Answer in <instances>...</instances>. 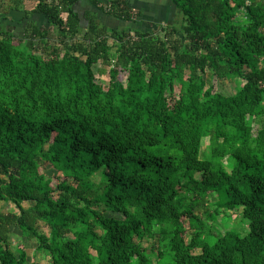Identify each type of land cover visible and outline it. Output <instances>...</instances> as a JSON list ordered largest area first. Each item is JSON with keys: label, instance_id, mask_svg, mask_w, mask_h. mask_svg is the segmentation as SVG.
<instances>
[{"label": "trees", "instance_id": "16d2710c", "mask_svg": "<svg viewBox=\"0 0 264 264\" xmlns=\"http://www.w3.org/2000/svg\"><path fill=\"white\" fill-rule=\"evenodd\" d=\"M78 1L37 0L22 35L0 22V264L28 262L12 227L46 264H264V0H171L178 28L156 32L124 0L92 4L125 28L84 26ZM238 209L245 234L212 229Z\"/></svg>", "mask_w": 264, "mask_h": 264}, {"label": "rangeland", "instance_id": "374dc122", "mask_svg": "<svg viewBox=\"0 0 264 264\" xmlns=\"http://www.w3.org/2000/svg\"><path fill=\"white\" fill-rule=\"evenodd\" d=\"M176 21H178V18H175ZM39 24L43 23V20L39 17L38 21ZM236 23L238 25H244L247 23V17H246V13L244 10L239 11L236 14ZM123 27H120V29H122ZM55 34L53 32L49 33V38L47 40L48 44H55ZM115 46L112 48L111 52L115 51ZM99 69H104L106 71V73L104 75H98V71ZM108 70L109 67L105 64H102L101 62H99L98 64L93 66V72L95 74V80L97 83L100 84H107L108 82ZM244 82L238 79H234V80H223V81H219L216 79L212 80V84L214 86V91L219 92L225 96H229V95H233L236 91V89L238 87H240ZM252 125V123H251ZM258 127L254 126L252 133L253 136L255 135L256 129ZM208 145V140L207 139H203L201 142V152H204L206 150V147ZM223 166L224 169L226 171L230 170L231 167V162L228 161L226 158L224 159L223 162ZM41 172H44L46 174V176H52L54 174V172L48 168H42L40 169ZM196 178H199V175H195ZM93 178L97 181L99 179V175L98 173H96V175L93 176ZM62 179H58V181H53V185H55L57 182H60ZM71 180H68V182H70ZM208 201L210 203L215 201V196L214 194H209L208 195ZM24 207L27 206V204H23ZM12 211H16L15 206L10 203V202H0V213H8V212H12ZM207 212L211 213L213 211V207L211 205H208V207H206ZM195 212L203 217L204 214V209L198 208L195 210ZM240 212L241 209H238L237 211H227L225 214H219L217 216V218H215V220L210 221V226L212 227V229L216 232H219L221 234H223L224 232L228 231V230H233V231H237L240 234H245L247 232V223L242 220L240 218ZM107 215H112L111 213L107 212ZM114 216V215H113ZM119 215H116V217H118ZM40 230L43 233H47L48 230L46 227H44L42 224H40ZM11 233H10V238H9V243L11 245V248L13 249L14 247H16L17 244H22L25 247L26 253H27V257H28V262L27 264H46L49 262V257L42 251H39L36 249L37 247V242L35 240H26L20 233V231L15 228L12 227L10 229ZM154 241L149 239V238H145L141 241V245L145 248H147V251L150 252L151 247L153 246ZM195 253H198V251H195Z\"/></svg>", "mask_w": 264, "mask_h": 264}, {"label": "crops", "instance_id": "0c3cea01", "mask_svg": "<svg viewBox=\"0 0 264 264\" xmlns=\"http://www.w3.org/2000/svg\"><path fill=\"white\" fill-rule=\"evenodd\" d=\"M11 1L12 0H0V22L6 24L8 28L11 27L12 32L22 35L23 28L27 22L25 17L26 12L31 11L35 7L37 0H18L20 1L18 8H13ZM92 1H97L101 4L108 2V0H79L74 6V11L82 19L81 22L84 26L86 25V22L84 21L83 16L87 12L97 13L99 27L105 26L117 29L120 27L125 28L127 26L125 22L117 20L113 16L97 12ZM124 1L135 14L134 23L130 24V27L141 32H156L165 27H174L177 29L178 24L181 21V15L175 9L171 0ZM39 17L38 14H33L31 19L37 22ZM176 17L178 18V21L175 20Z\"/></svg>", "mask_w": 264, "mask_h": 264}]
</instances>
